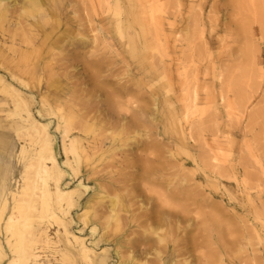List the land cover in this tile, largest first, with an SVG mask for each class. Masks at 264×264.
Listing matches in <instances>:
<instances>
[{
	"label": "rangeland",
	"instance_id": "374dc122",
	"mask_svg": "<svg viewBox=\"0 0 264 264\" xmlns=\"http://www.w3.org/2000/svg\"><path fill=\"white\" fill-rule=\"evenodd\" d=\"M36 1L2 2L1 75L48 124L60 186L77 189L58 215L91 259L264 264V0ZM2 94L0 264L21 241L12 211L26 264H86L45 214L37 144ZM64 130L80 140L66 155Z\"/></svg>",
	"mask_w": 264,
	"mask_h": 264
},
{
	"label": "bare ground",
	"instance_id": "6f19581e",
	"mask_svg": "<svg viewBox=\"0 0 264 264\" xmlns=\"http://www.w3.org/2000/svg\"><path fill=\"white\" fill-rule=\"evenodd\" d=\"M5 1L9 2L12 0H0V15L1 16H4L8 12V7L5 6V4H2V2H5ZM31 1H34V0H31ZM36 3L40 4V1L37 0ZM36 16L33 17V20L36 22H39V18L38 17L36 18ZM76 42L78 43V41H76ZM76 42L75 41L72 42L73 47H75L77 45ZM78 45H80V44H78ZM60 48H62V47H60ZM1 71H3V69L0 68V91L4 95L6 94L7 96L13 98V100L15 102V106L17 105V106H19V109H22L21 111H23L24 114L21 116L19 123H21L24 126V128L27 131L28 136H30L31 139L34 140V142L37 144V148L34 151L33 158H34L35 164L37 165L38 172L42 175L41 179L45 183L44 184V190H42V192H41L42 193L41 197L44 198V201L47 205V209H46L45 214H47V216L54 218L55 220L61 222L60 224L63 227L64 233L69 235L70 238L74 239L75 242L80 245L81 257L86 260V264H96V262H94V260L91 259V255H93V254H91L90 252H92V250L89 249L87 247V245L84 244V239L77 236V235H74V234L68 232L63 221H62V218L60 217V215H62V217H63V216L70 214V209L73 206V195L77 189L76 190H75V188L63 189L60 186V181H61L62 177L65 176V170L61 167L60 163L57 161V158L54 154V150H53V146H52L53 139H52V135L50 134V132L48 130V124L41 122L38 119L33 117V113L31 112V110L28 107V98L25 95H23L20 92V90L18 91L14 88L12 89V86L6 81L7 79L5 78V76L1 75ZM25 73H26V71L19 72L18 74H14L10 71V72H8V75L12 79L18 80L20 78V76L22 74H25ZM48 75L51 76V75H55V74L54 73H48ZM63 135H64V139L62 140V142H63L62 151H63V154L66 155L67 150H72L73 144L80 141V140H79V138L69 137L67 130L63 131ZM63 165H66L68 168L71 167L68 159L63 161ZM71 168H72L71 169L72 172H74L73 174H75V176H77L78 175V169L77 168L74 169L73 166ZM50 180L53 182V185H54L53 189L48 188L49 184L47 182ZM79 182H81V180H79ZM23 190H25L24 187H23ZM17 196H20V192L17 194H15L13 192L11 193L12 199L16 202V204L14 205L12 210H14L17 213H20L22 211V205L20 203L21 200L20 199L17 200ZM48 200H51L52 202H54V204L56 205V209H57L56 211L57 212H55L53 207H51V202L49 203ZM172 200H171V202H173ZM42 203H43V201H42ZM5 205H6V201H4V205H3L2 209L5 208ZM176 205H180V203L179 204L177 203ZM58 214H60V215H58ZM1 216H2V211L0 212V219H1ZM169 216H170V214H169ZM5 221H6L5 226H4L5 230L7 232H9L11 235L16 230L15 234L18 235L19 239L25 243V239L23 237V232L21 230L16 229L17 225L19 226V224H18L19 220H18V217L16 216V214H14V212L12 211L8 215L7 220H5ZM83 223H84V225H86L87 221H85L83 219ZM41 235H43V237L45 236L44 240L48 239L47 234H46V230L41 229V227H40V229L37 230L36 236L41 237ZM16 239L18 240V238H16ZM21 241H19L18 244L16 245L15 243H12L8 239L7 244L9 246V248H11V251L13 253H15V255L13 256V258L9 259L8 261L6 260L7 262L5 264H26L27 263L24 261V258H25V255L28 254V249L25 247L24 243ZM89 254H91V255H89ZM4 258H5V252L3 251V247H2V244L0 242V262H3Z\"/></svg>",
	"mask_w": 264,
	"mask_h": 264
}]
</instances>
